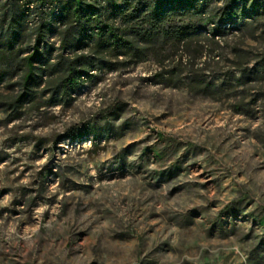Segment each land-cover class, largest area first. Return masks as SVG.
<instances>
[{"label":"rangeland","instance_id":"374dc122","mask_svg":"<svg viewBox=\"0 0 264 264\" xmlns=\"http://www.w3.org/2000/svg\"><path fill=\"white\" fill-rule=\"evenodd\" d=\"M24 4L30 29L53 10ZM226 27L196 61L207 94L160 75L179 52L0 110V264H264V10Z\"/></svg>","mask_w":264,"mask_h":264},{"label":"trees","instance_id":"16d2710c","mask_svg":"<svg viewBox=\"0 0 264 264\" xmlns=\"http://www.w3.org/2000/svg\"><path fill=\"white\" fill-rule=\"evenodd\" d=\"M12 1L13 7L5 14L8 26L0 32V84L12 83L19 92L10 105L0 101V110L4 106L21 110L35 102V90L42 85V95H50L44 106L72 99L84 82L97 77L95 68L108 73L119 70L120 65L150 61L167 68L165 63L177 56V68L160 75L175 84L187 78L193 91L207 94L216 86L196 76L197 59L220 48L228 24L264 10V0H224L219 10L214 6L220 0ZM23 4L37 9L51 6L53 10L38 27L30 29ZM54 14L56 19L49 22ZM53 32L60 40L58 49L46 44ZM33 41L34 47L26 55L25 46ZM69 51L74 54L67 55ZM183 65L191 67L186 76Z\"/></svg>","mask_w":264,"mask_h":264}]
</instances>
